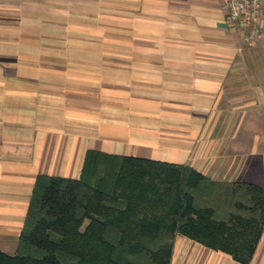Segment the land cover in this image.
<instances>
[{
  "label": "crops",
  "instance_id": "1",
  "mask_svg": "<svg viewBox=\"0 0 264 264\" xmlns=\"http://www.w3.org/2000/svg\"><path fill=\"white\" fill-rule=\"evenodd\" d=\"M221 2L0 0V250L88 149L264 186V35L240 48ZM170 264L243 263L176 234Z\"/></svg>",
  "mask_w": 264,
  "mask_h": 264
},
{
  "label": "trees",
  "instance_id": "2",
  "mask_svg": "<svg viewBox=\"0 0 264 264\" xmlns=\"http://www.w3.org/2000/svg\"><path fill=\"white\" fill-rule=\"evenodd\" d=\"M263 230L261 184L88 149L77 178L37 176L0 264H170L176 234L248 264Z\"/></svg>",
  "mask_w": 264,
  "mask_h": 264
},
{
  "label": "built area",
  "instance_id": "3",
  "mask_svg": "<svg viewBox=\"0 0 264 264\" xmlns=\"http://www.w3.org/2000/svg\"><path fill=\"white\" fill-rule=\"evenodd\" d=\"M221 8L229 24L243 32L240 48L264 35V0H222Z\"/></svg>",
  "mask_w": 264,
  "mask_h": 264
}]
</instances>
